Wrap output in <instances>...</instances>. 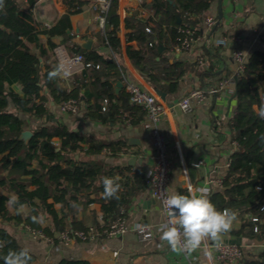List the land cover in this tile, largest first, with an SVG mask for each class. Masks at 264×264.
Segmentation results:
<instances>
[{
	"label": "trees",
	"instance_id": "16d2710c",
	"mask_svg": "<svg viewBox=\"0 0 264 264\" xmlns=\"http://www.w3.org/2000/svg\"><path fill=\"white\" fill-rule=\"evenodd\" d=\"M22 1L3 0L0 9V256L22 248L5 224H28L57 243V235L64 229H85L88 224L79 213L98 203L102 220L98 222L90 210L88 223L102 234L114 218L125 216L135 192L145 186L141 169L87 158L102 152L105 156L126 153L128 146L122 140L103 142L91 134L68 128L64 122L42 121L44 115L51 114V101L58 105L68 97L84 102L83 117L103 124L128 118L136 124L143 118V110L129 102L124 89L114 92L112 80L120 75L115 57H106L93 47L85 49L69 37V16L80 11L83 2L62 0L66 12L46 26L33 17L36 0H24V6ZM211 1L139 0L138 9L121 20L118 0H110L102 32L94 35L113 54L120 55L124 50L132 67L148 84L173 93L186 67L180 61L169 63L164 53L180 43L182 29L189 28L195 36L200 33L202 13ZM139 9L146 11L145 16H139ZM176 13L181 19L178 24ZM41 34L46 36L45 42L40 40ZM56 37L58 41H54ZM58 44H63L69 54L80 53L85 61L98 65L79 71L69 92L58 74L52 78L49 75L57 71L53 50ZM203 50L208 68L201 75L215 76L217 81L224 79L218 46L204 45ZM235 83L234 108L228 126L236 149L231 152L222 175V186L209 192L208 197L218 210L229 208L237 212L234 222L237 226L233 224L231 235L261 241L264 240V209L260 210L264 205V142L260 137L264 136V119L256 113L264 105V50H253L247 56ZM103 99L107 100L105 110L101 109ZM18 113L40 120L26 140L20 133L28 123ZM104 177L119 178L118 200L102 197ZM13 197H19V204L9 203ZM20 204L27 208L26 214L18 210ZM250 216L258 217L256 231ZM30 254L29 264H34L36 256ZM243 262L264 264V251ZM56 264L91 263L61 257Z\"/></svg>",
	"mask_w": 264,
	"mask_h": 264
},
{
	"label": "crops",
	"instance_id": "0c3cea01",
	"mask_svg": "<svg viewBox=\"0 0 264 264\" xmlns=\"http://www.w3.org/2000/svg\"><path fill=\"white\" fill-rule=\"evenodd\" d=\"M80 1L83 2L80 11L69 16L71 22L69 37L80 46L87 39H91L90 47L97 49L106 57H115L119 64L120 75L118 79L112 80L114 92L118 93L120 89L126 91L124 86L126 80L153 88L132 67L124 50L120 55H116L108 47L99 43L94 34H100L102 30L98 25L97 13L90 8L92 0ZM21 3L23 6L25 5L24 0ZM138 6V0H118L120 19L122 20L124 15L132 10L138 9ZM65 12L66 6L62 0H36L32 7L34 19L42 24L55 23ZM141 12L146 14L145 10L139 9V16ZM206 17L215 19V24L211 29H207L203 23ZM256 29L264 32V0H212L202 13L200 33L192 47L187 50H172L164 53L169 63L180 61L186 67V72L179 79L175 92H165L166 102L174 104L190 89L197 87L209 89L221 81H217L215 76L203 77L201 75V72L208 68L207 57L203 53L204 45L218 46L222 67L220 71L225 77L234 67L231 58L233 49L242 48L246 58L253 50H264L263 42H251V37ZM122 35L123 28L121 27L120 36ZM235 36L243 39L242 45L234 42ZM39 38L45 42L46 36L41 34ZM218 38H225L226 44L218 45L215 42ZM58 39L56 37L54 41H58ZM59 51L69 54L63 44H58L53 50V57L56 60ZM163 64V62H159V65ZM77 73L72 74L68 79L61 78L65 89H70L71 82L75 80ZM117 81H120L122 85L118 91H115V82ZM208 83L214 85L210 86ZM230 88L232 92L224 90L219 94L207 96L200 103L194 104L188 111H181L174 106L169 114L161 117L158 128L165 135L168 143V191L187 195L189 194V190L186 188L188 183L193 185L192 192L197 195L200 194L199 189L201 188H208L209 192L216 189L207 184V179L223 175L226 169L225 160L236 149L228 126V120L234 108V99L231 100L229 110L227 102L234 91V84ZM79 105L82 112L79 111L75 117V123L69 115L59 113L57 105L49 103V110L52 115L60 117L70 129L91 134L103 142L122 140L128 146L126 153H120L117 156H105V152H102L87 158L104 160V162L114 165L129 164L143 170L145 174L154 161L150 130L143 124L145 113L142 120L136 124L130 123L129 118L124 121L103 124L83 117L84 102L80 101ZM18 116L29 124L36 120L22 115V113H18ZM24 130L32 131V128ZM53 141L55 144L58 142L56 138ZM131 157L135 158L132 164L128 163ZM18 210L24 214L28 211L25 207H19ZM90 210L94 211V218L101 222L98 203H92L81 210L79 217H83L86 224L89 225ZM123 217L129 226L134 223L158 224L163 221L160 204L151 195L150 188L146 183L142 189L135 192ZM4 226L22 248H28L36 256L34 264H56L61 257L80 258L91 264H225L217 260L215 245L226 242H234L242 246L243 255L240 264H244L245 259H255L259 252L264 251L262 245L264 240L257 241L243 236H233L230 233L225 234L219 242L208 240L202 244L200 249L188 254L179 250L172 251L166 241H161V231H156L152 238L147 240L141 239L133 231L128 230L124 234L114 236L99 233L93 239L76 240L68 245H62L58 242L50 244L43 240L30 238L21 223L5 224ZM234 226H237V223ZM114 251L116 254H113ZM206 251H210L212 254L211 262L205 255Z\"/></svg>",
	"mask_w": 264,
	"mask_h": 264
},
{
	"label": "built area",
	"instance_id": "2783aa9c",
	"mask_svg": "<svg viewBox=\"0 0 264 264\" xmlns=\"http://www.w3.org/2000/svg\"><path fill=\"white\" fill-rule=\"evenodd\" d=\"M139 1V0H138ZM110 0H92L90 8L97 13L98 25L100 30L103 27L104 15L108 9ZM140 16H145L144 12L140 13ZM203 23L207 29H211L215 24L213 17H206ZM44 25L49 26L45 23ZM146 31H150V28L146 27ZM183 37L178 45H175V51L187 50L192 47L197 40L198 35H194V32L189 28L182 29ZM234 42L238 45L243 44V39L239 36L233 38ZM261 41L264 43V32L255 30L251 37V42ZM218 45H225V38H218L215 41ZM57 71L58 76L62 79H68L72 74L79 72L85 68L95 67L97 64H93L89 61H85L84 57L80 53L66 54L63 51L57 53ZM232 62L234 64L233 70L222 79L216 86L209 89H203L200 87L190 89L185 95L176 100L170 107L167 106L159 96L154 92L153 88L146 85H140L139 83L125 81V89L129 96V102L132 105L141 107L145 113L144 126L150 130L151 144L153 147V164L144 174L145 183L149 186L151 195L159 202L162 213L163 221L158 224H151L148 222L134 223L128 225L123 216L114 218L109 225L102 230V234L106 236H114L124 234L126 231H133L141 239L147 240L152 238L156 231H160L161 225L166 223V215L162 207V199L166 195L165 190H168V175H169V159L167 156L168 143L165 135L158 128V123L162 116L170 113V110L175 106L181 111L190 110L194 104L200 103L207 96L216 95L224 90H229L237 75L243 71L244 64L246 62V55L242 48H235L231 53ZM69 92V88L65 89ZM107 106V100L102 101V110H105ZM80 105L78 101L73 97H68L57 105V111L62 114H78ZM235 144V142H234ZM230 156L225 160V167L228 166ZM207 184L212 188L219 189L222 186V176H212L207 179ZM186 188L193 189V185L188 183ZM259 188V187H258ZM208 189V188H207ZM210 190V189H208ZM209 192V191H208ZM264 209V205L260 206V210ZM250 220L254 223L253 230H257L256 223L258 222L257 216H250ZM137 225L140 227L137 228ZM23 228L28 236L34 240H43L50 244H55L54 239L51 236L46 235L42 230L23 224ZM99 232L93 225H88L85 229H64L57 237L59 244L68 245L76 240H88L95 238ZM264 246V241L262 242ZM116 254V251L113 252ZM243 251L242 246L234 242L219 243L215 245V256L218 261L225 264H240Z\"/></svg>",
	"mask_w": 264,
	"mask_h": 264
},
{
	"label": "clouds",
	"instance_id": "9594fccd",
	"mask_svg": "<svg viewBox=\"0 0 264 264\" xmlns=\"http://www.w3.org/2000/svg\"><path fill=\"white\" fill-rule=\"evenodd\" d=\"M3 8V0H0V9ZM58 72L50 73V78ZM264 119V105H261L256 113ZM260 139L264 142V136ZM118 177L103 178L104 199H119L118 193L121 184ZM208 189H199V195L189 189V194H180L165 190L166 195L162 199V207L166 215V223L161 225V241H166L172 251H181L191 254L200 249L208 240L219 242L223 236L229 233L237 219V212L225 208L218 210L208 197ZM9 203L19 204V197H13ZM21 208L23 204L19 205ZM35 220L36 217H33ZM140 226L137 225V228ZM205 255L211 262L212 254L206 251ZM3 264H29L31 260L30 250L26 247L17 250H9L6 255L0 256Z\"/></svg>",
	"mask_w": 264,
	"mask_h": 264
},
{
	"label": "water",
	"instance_id": "95a60500",
	"mask_svg": "<svg viewBox=\"0 0 264 264\" xmlns=\"http://www.w3.org/2000/svg\"><path fill=\"white\" fill-rule=\"evenodd\" d=\"M175 18H176V23H180L181 19H180V16L178 13L175 14ZM68 31V30H67ZM81 46L85 49H89L90 46H91V39H87L86 41H84ZM159 49L161 50L162 48L159 47ZM121 82L120 81H117L115 82V91H118V89L121 87ZM235 86H236V83L234 81V91L232 93V95L230 96V98L228 99V102H227V105H228V110H229V107H230V103H231V100L234 98L235 96ZM153 90L154 92L159 96V98L167 105V106H171L172 104L171 103H167L166 102V99H165V92L164 91H161L159 90L158 88H155L153 87ZM50 104H53L52 101L50 102ZM42 121L43 122H47V121H53V122H63L62 119L60 117H56L52 114H46L43 116L42 118ZM77 132H79V130H76V129H73ZM32 136V133L30 130H23L21 131L20 133V137L24 140L28 139L29 137ZM131 144H133L132 141H130ZM135 161V158L134 157H131L129 160H128V163L132 164L133 162Z\"/></svg>",
	"mask_w": 264,
	"mask_h": 264
},
{
	"label": "rangeland",
	"instance_id": "374dc122",
	"mask_svg": "<svg viewBox=\"0 0 264 264\" xmlns=\"http://www.w3.org/2000/svg\"><path fill=\"white\" fill-rule=\"evenodd\" d=\"M80 111V110H79ZM82 112V110L80 111V113ZM79 113V112H78ZM56 114V113H55ZM23 115V114H22ZM66 115H69L70 118H72L73 120V123H75V117L77 116V114H66ZM58 117V116H56ZM38 123H40V120H35V121H32L30 124L28 123V127L26 129H29V128H33L34 126H36Z\"/></svg>",
	"mask_w": 264,
	"mask_h": 264
}]
</instances>
